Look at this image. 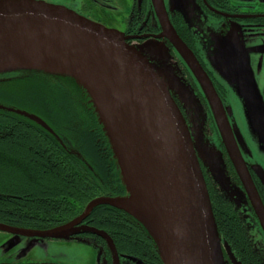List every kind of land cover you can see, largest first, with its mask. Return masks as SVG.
<instances>
[{
    "label": "water",
    "instance_id": "water-1",
    "mask_svg": "<svg viewBox=\"0 0 264 264\" xmlns=\"http://www.w3.org/2000/svg\"><path fill=\"white\" fill-rule=\"evenodd\" d=\"M166 36L203 92L227 156L264 234V209L236 146L221 101L193 53L169 26ZM32 39L53 42L60 49L74 54L76 73L48 69L44 67L49 65L48 62L45 64L41 57L34 62L21 56L16 45ZM228 44L233 50L236 74L251 83L244 53L234 43ZM148 47L159 60L167 58L166 50L157 42L149 43ZM31 72L71 78L87 93L108 139L126 195L95 198L84 207L79 217L51 230L27 232L0 224V231L57 238L71 231L94 208L108 206L124 212L147 232L162 264H225L223 254L231 264H240L218 235L200 168L193 130L195 126L201 128L199 122L202 119L195 113L194 101L186 111V119L183 117L171 96L168 80L172 75L163 62L152 64L141 51L128 44L120 32L107 29L65 7L37 0H0V76ZM252 87L248 89L250 107L247 112L261 127L258 131L260 137H264V117L258 107L256 90L253 91ZM0 111L24 117L52 134L37 116L3 105H0ZM103 112L108 113L109 122L111 119L110 128ZM116 137L148 206L147 212L141 210V217L132 210L131 204H126L129 203V191L122 173ZM258 177L264 188V176L259 174ZM145 214L149 218L147 223Z\"/></svg>",
    "mask_w": 264,
    "mask_h": 264
},
{
    "label": "trees",
    "instance_id": "trees-1",
    "mask_svg": "<svg viewBox=\"0 0 264 264\" xmlns=\"http://www.w3.org/2000/svg\"><path fill=\"white\" fill-rule=\"evenodd\" d=\"M14 82L20 91L4 90L14 87ZM17 95L23 108L9 98ZM0 102L37 116L52 131L0 111V221L49 229L69 221L95 198L123 194L103 127L87 93L74 80L33 72L0 76ZM211 178L222 194H228L227 179L221 185L216 176ZM107 190L116 197L103 195ZM214 197L210 196V202L221 241L243 264H258L230 203ZM106 208L98 206L91 212L103 209L106 216L110 212ZM112 210L137 223L124 212ZM156 254L159 257L157 250Z\"/></svg>",
    "mask_w": 264,
    "mask_h": 264
},
{
    "label": "flooded vegetation",
    "instance_id": "flooded-vegetation-1",
    "mask_svg": "<svg viewBox=\"0 0 264 264\" xmlns=\"http://www.w3.org/2000/svg\"><path fill=\"white\" fill-rule=\"evenodd\" d=\"M37 1L65 7L80 16L101 24L107 29H113L120 32L125 38H127V43L141 51L152 64L157 65L163 62L166 67L171 70L174 78L187 86L188 90L193 92V101L196 104L195 113L198 118L202 119L201 122L198 121L201 124V130L208 138L213 140L214 145L216 146L214 158L218 163L220 172H222V175L225 176L224 178L227 179L230 186V188H228V194H222L211 178L213 176L210 171L204 166L198 156L209 198L210 196L214 197L213 193H215L214 198L223 201L227 200L230 203L232 212L235 213V216L238 218L239 223L244 230L248 248L254 254L256 260L259 261L258 264H264V234L260 227L258 218L256 217L243 186L236 175L230 159L227 156L226 150L219 136L217 126L196 78L166 36L167 28L169 26L186 45V47L193 53L199 65L209 78L216 95L220 99L228 121L229 109H226L225 105L226 91L222 86L216 83L205 67L197 50V42L194 40L193 35L187 28L183 12L188 19L195 23L197 18H199V23L204 21L207 22L209 26L214 24L218 29V32H221L223 36H225L229 31L230 24L239 23L238 25L242 28H251V31L254 32V34L250 37H253L254 35H256L254 37H260L264 36V11H256L255 7L261 3L264 4V0ZM240 3L243 4V7ZM253 40H255V38ZM155 42L166 50L167 58L165 60H159L153 56L151 50L149 49L148 44ZM230 43H234V40H231ZM171 96L177 104L181 114L186 119V110L180 103L178 96L174 93H171ZM229 126L232 131L230 123ZM234 140L245 163L257 196L264 209V188L259 180V174H257L259 169H257L256 165H252L246 160L249 152H247L244 148L242 151L237 140L235 138ZM16 159H10V162L17 161ZM96 164L97 163H95L94 166ZM113 173L115 174L114 171ZM112 188L113 186L111 185L110 189ZM103 195L116 197L114 191L110 192L108 190ZM121 196H125L124 189L123 194H120L118 197ZM83 210L84 208L69 221L49 229H39L40 226L38 227V225L34 224L26 226L22 225L20 222H17L18 224H11L0 221V224L20 231L41 232L60 227L74 220L80 216ZM105 210H110V212H107L106 216L104 215L103 209H98L95 214L91 212L85 219L81 220L80 223L73 226L71 231L64 234V237L66 236V238H64L65 240L61 241L62 239H59L58 245H61L62 243V246L65 244L69 246H76L79 244L81 246H86L89 249L92 248L94 250L93 252H96L95 254H92V264H162L156 254L153 242L137 223L130 220V218L126 215L112 210V208L108 207ZM19 218L20 217H18V219ZM250 226H252V228H256V232H252V230L250 231ZM0 233L5 235L3 237L0 235V255L4 252L7 254L12 247L23 242L25 238L38 239L42 244L46 243L44 241L50 239L17 235L4 231H0ZM223 255L225 264H231L226 254ZM233 256L238 262L243 264V262L240 261V259H238L234 254ZM0 264L39 263L0 261Z\"/></svg>",
    "mask_w": 264,
    "mask_h": 264
},
{
    "label": "rangeland",
    "instance_id": "rangeland-1",
    "mask_svg": "<svg viewBox=\"0 0 264 264\" xmlns=\"http://www.w3.org/2000/svg\"><path fill=\"white\" fill-rule=\"evenodd\" d=\"M240 4L241 6L243 5L242 3ZM256 7V11H264V4H258ZM183 15L186 19L188 30L197 42V50L205 67L216 83L222 86L226 91L225 105L226 109H229L228 121L232 127L235 139L242 151L244 148L249 152L246 160L252 165H256L257 169H259L258 173L264 176V147H261L264 146V137H260L258 131L261 127L258 126V123L255 124L252 116L247 112L250 107V95L248 89L254 86L259 101L258 107L264 117V36L254 37L256 36L254 35L253 37H250L254 34V32L251 31V28H242L238 25L239 23L230 24L229 31L223 36L221 32H218V29L214 24L209 26V24L204 21L199 23V18H197L195 23L188 19L184 12ZM254 38L255 40H253ZM231 40H234V45L237 46L236 48L244 53L243 59L246 62L248 69L247 72H249L248 74H250L251 78V83H248L247 80L246 82L250 84V87H248L246 82L235 72L233 50L228 44ZM169 74L170 76L172 75V84L171 78L168 80L172 93L178 96L180 103L186 111L190 110L188 108H190L191 102L194 100L193 92L188 90L187 86L175 79L170 69ZM14 83V87H5L4 90H15L16 93L20 91L18 89L19 84L17 82ZM254 88L252 87L253 91ZM9 98L11 102L15 104L14 106L17 105V107L19 106V108H23L22 104L24 102H17L19 99L18 95L15 98L17 99L16 101L12 97ZM0 105L10 107L2 102H0ZM193 132L195 134L194 140H196L200 160L211 173L215 174L220 184L224 185L225 179L222 175H219L220 170L218 163L214 158L216 146L214 145L213 140L208 138L199 126H195ZM249 230L256 232V228H252V226H250ZM0 235L2 237L5 236L2 233H0ZM57 238L58 239L50 238L44 241L46 243L43 244L38 239L25 238L23 242L12 247L7 254H5V252L2 253L0 255V261L20 263L36 262L39 264L93 263L92 254H95L96 252H93L94 250L92 248L89 249L86 246H81L79 244L76 246L65 244L64 247L62 246V243L61 245H58V240L62 239L61 241H63L66 236L64 237V235H61Z\"/></svg>",
    "mask_w": 264,
    "mask_h": 264
},
{
    "label": "bare ground",
    "instance_id": "bare-ground-1",
    "mask_svg": "<svg viewBox=\"0 0 264 264\" xmlns=\"http://www.w3.org/2000/svg\"><path fill=\"white\" fill-rule=\"evenodd\" d=\"M19 53L21 56H25L27 60L38 62L37 59H40V57L44 60L45 64L46 61L49 65L44 66L48 69H53L56 71H65V72H74L76 73L75 68L76 66V56L72 53H69L67 50L60 49L55 43L48 42L41 39H35V40H29L21 42L20 44L16 45ZM56 48L60 49L58 52L55 50ZM47 54V55H43ZM42 55V56H40ZM36 57V60L33 59ZM58 58V62H55ZM65 64L63 68L59 67V65ZM85 80L86 78L83 77ZM83 81V79H82ZM85 84L86 82L83 81ZM188 103V102H187ZM184 104V103H183ZM190 109V108H188ZM106 119L107 127L110 128L111 119L109 122V115L106 112L104 114L103 112V118ZM118 139V137H116ZM116 139H114L116 141ZM117 145L119 147L118 151H120V164L122 168V173L124 177L125 184L129 191V197L127 198L129 203L131 204V208L135 213L141 217V210L147 212V204L145 205L144 199L142 198V191L141 187L139 186L137 179L134 175L133 169L130 167L129 164H127L124 160V155L122 151V145L119 142V139L117 140ZM121 145V146H120ZM146 219V223L149 221V218H147V214L144 215Z\"/></svg>",
    "mask_w": 264,
    "mask_h": 264
}]
</instances>
